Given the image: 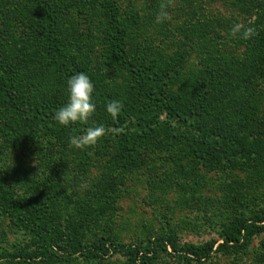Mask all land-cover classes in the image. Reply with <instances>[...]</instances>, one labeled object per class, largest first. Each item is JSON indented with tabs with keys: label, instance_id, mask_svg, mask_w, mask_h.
<instances>
[{
	"label": "rangeland",
	"instance_id": "374dc122",
	"mask_svg": "<svg viewBox=\"0 0 264 264\" xmlns=\"http://www.w3.org/2000/svg\"><path fill=\"white\" fill-rule=\"evenodd\" d=\"M27 1L0 0V62L20 61L25 68L20 72L23 83L40 96L60 97L63 107L68 102V79L31 36L38 10ZM45 1L57 18L65 53L87 66L108 92L124 99L131 91L133 103L142 101L126 74L108 62L103 11L108 0ZM109 2L131 20V15H138L128 31V55L157 52L163 57L162 71L170 79L167 93L178 98L186 117L194 121L193 96L203 78H213L214 86L205 98L210 109L203 111L200 122L237 134L245 127L264 139V56L251 52L252 58L248 40L243 39L245 28L258 33L252 0H172L167 8L170 19L159 24L156 16L165 0ZM236 24L243 27L233 35ZM1 115L0 185L6 195L31 209L40 208L62 229L71 224L78 231L76 238L87 245L102 236L139 245L169 232L181 245L215 242L217 246L220 234L235 221L264 220V156L219 157L200 163L189 157L193 145L172 142L163 131L143 141L140 167L130 171L118 161L114 139L105 136L84 149L62 146L57 137L17 129L9 125L8 115ZM148 116L165 120L155 109ZM103 117L96 107L87 123L97 125ZM84 152L87 166L82 163ZM101 185L111 194L101 192ZM102 194L115 199L113 210L104 204ZM37 241L0 210V253L29 250ZM263 242L260 234L239 254L213 252L201 262L180 260L168 249L153 264H264ZM124 263L120 255L100 263H88L77 255L58 264Z\"/></svg>",
	"mask_w": 264,
	"mask_h": 264
},
{
	"label": "trees",
	"instance_id": "16d2710c",
	"mask_svg": "<svg viewBox=\"0 0 264 264\" xmlns=\"http://www.w3.org/2000/svg\"><path fill=\"white\" fill-rule=\"evenodd\" d=\"M109 1H105L103 5L107 21L105 38L109 46L108 62L126 74L132 90L136 92L135 96L142 99L136 103H133L135 100L129 99L131 91L124 99L108 92L100 80L91 76L87 66L78 65L72 56L65 53L57 34V18L50 13L51 9L44 5L45 0L27 2L38 10V21L31 36L41 42L52 65L66 79L83 72L93 82V101L104 113L97 125L119 128L127 124L125 133L106 136L115 140L118 161L130 171L137 170L140 167L139 154L143 141H151L157 132L163 131L169 135L172 142L193 145L189 157L200 163L209 164L211 160L219 157L237 159L264 156V139L247 128L244 127L237 134L227 128H215L200 122L204 118L203 111L210 109L209 101L205 98L214 86L213 78H203L199 93L193 96L194 121L186 117L180 110L178 98L167 93L170 79L162 71L163 57L157 52L150 55L140 54L135 56L136 58L128 55L126 39L128 31L136 24L138 15H131V20L129 14L124 16ZM252 5L256 10L255 27H258V33L247 39L250 56L252 57L251 52L264 56V0H252ZM24 69L20 61L13 65H3L0 62V110L4 111L0 114L8 115L9 125L12 124L17 129L29 128L31 134L57 137L62 146L70 145L72 135H82L88 127L97 126L80 122L69 126L60 125L54 116L63 104L61 98L54 95L40 96L32 92L21 79L20 72ZM113 100L121 101L124 105L115 120L106 111V105ZM152 109L161 112L165 120L160 122L157 118L148 116ZM39 138L37 137L35 142H39ZM84 153L82 163L87 166V153ZM100 190L111 194L103 185ZM102 197L107 208L113 210L115 199L111 200L103 194ZM0 210L13 225L38 238L29 250L18 249L0 253V264H58L77 255L88 263H100L113 255H120L125 260L124 264H153L161 253H168V249L180 260L201 262L208 260L213 252L223 255L239 254L252 238L260 234L264 236V220L239 219L220 234L222 241L217 246L215 242L200 246L181 245L169 232L139 245L120 244L112 237L104 236L87 245L76 238L78 231L72 228L71 224L62 229L61 224L53 222L51 217L41 213L40 208L31 209L24 204H18L15 199L6 195L1 185Z\"/></svg>",
	"mask_w": 264,
	"mask_h": 264
},
{
	"label": "clouds",
	"instance_id": "9594fccd",
	"mask_svg": "<svg viewBox=\"0 0 264 264\" xmlns=\"http://www.w3.org/2000/svg\"><path fill=\"white\" fill-rule=\"evenodd\" d=\"M172 0H165L160 4V11L156 16V23H163L170 19L167 8L171 6ZM243 26L236 24L232 28V34L235 35L241 31ZM254 35V29L245 28L243 31V39L247 40ZM68 102L59 108L54 119L62 126H69L77 122L87 123L96 112V104L93 101L95 92L94 84L85 73H77L70 77L67 81ZM124 105L121 101L113 100L106 105V111L115 120L121 113ZM127 124L119 128L105 127L97 125L88 127L82 135H72L70 144L77 149H84L97 144V142L107 135H119L125 133Z\"/></svg>",
	"mask_w": 264,
	"mask_h": 264
}]
</instances>
